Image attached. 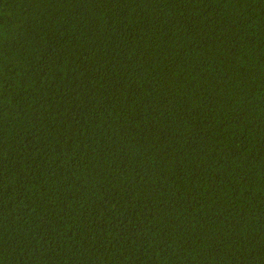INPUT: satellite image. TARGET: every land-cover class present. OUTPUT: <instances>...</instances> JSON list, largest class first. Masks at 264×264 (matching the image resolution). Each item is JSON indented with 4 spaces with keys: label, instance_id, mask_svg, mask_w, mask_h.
<instances>
[{
    "label": "trees",
    "instance_id": "1",
    "mask_svg": "<svg viewBox=\"0 0 264 264\" xmlns=\"http://www.w3.org/2000/svg\"><path fill=\"white\" fill-rule=\"evenodd\" d=\"M0 264H264V0H0Z\"/></svg>",
    "mask_w": 264,
    "mask_h": 264
}]
</instances>
